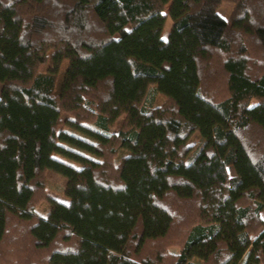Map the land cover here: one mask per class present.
<instances>
[{
    "label": "trees",
    "instance_id": "obj_1",
    "mask_svg": "<svg viewBox=\"0 0 264 264\" xmlns=\"http://www.w3.org/2000/svg\"><path fill=\"white\" fill-rule=\"evenodd\" d=\"M0 84V264H264V0H0Z\"/></svg>",
    "mask_w": 264,
    "mask_h": 264
},
{
    "label": "rangeland",
    "instance_id": "obj_2",
    "mask_svg": "<svg viewBox=\"0 0 264 264\" xmlns=\"http://www.w3.org/2000/svg\"><path fill=\"white\" fill-rule=\"evenodd\" d=\"M233 9V4L229 3V2H224L221 4L218 13L225 19H227L230 14L231 11ZM170 25H171V21L170 19H167L162 31V38L166 39L168 34H169V30H170ZM65 66H66V62H64L62 64V67L60 69L59 75H58V85L61 84L62 78H63V74L65 71ZM46 65H44L41 69L42 70H46ZM218 82H215V85L210 89L211 94L213 91V95L216 94L215 92L219 91H223V84L220 82L219 84ZM212 86V85H211ZM1 87V84H0ZM164 102V97L162 95H157L155 100L153 101V105L154 106H158L161 105ZM65 118V116H64ZM119 126H120V121H118L116 123V126L111 130L112 133H117L119 130ZM62 130H66L68 132H73L65 127L62 128ZM81 136V135H79ZM85 138V137H84ZM199 140V134L195 133L189 140V144L190 145H196L197 142ZM57 159H60L62 161L68 162L69 164H71L72 162L68 161L67 159L63 158L62 156H56ZM228 172L230 175H234L235 171L232 167H230L228 169ZM45 194L53 199H55L56 201H60V202H66V198L63 195V188L65 185V178L55 172H51L48 171L45 174ZM36 210L39 214L41 215H45L47 213V210L49 208L47 202L45 200L40 201L37 205H36ZM262 217L264 219V211L262 212ZM15 235V232L12 233V235L10 236L13 237ZM2 251H6V255L8 256V261H12V264H26V254H24V252L18 250L17 248L14 247L12 240L10 239L9 242L4 245L2 247ZM30 251H28L27 253L29 254ZM28 256V255H27ZM33 261L36 262V258H32Z\"/></svg>",
    "mask_w": 264,
    "mask_h": 264
}]
</instances>
